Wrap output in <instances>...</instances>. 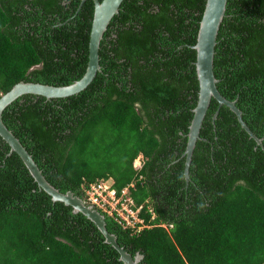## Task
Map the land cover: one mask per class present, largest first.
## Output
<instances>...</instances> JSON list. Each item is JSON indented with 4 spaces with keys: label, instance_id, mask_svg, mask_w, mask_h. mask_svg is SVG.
I'll return each mask as SVG.
<instances>
[{
    "label": "trees",
    "instance_id": "16d2710c",
    "mask_svg": "<svg viewBox=\"0 0 264 264\" xmlns=\"http://www.w3.org/2000/svg\"><path fill=\"white\" fill-rule=\"evenodd\" d=\"M206 2L124 0L84 90L24 94L2 112L61 192L85 201L83 185L98 178L118 191L136 180L131 195L148 199L156 217L140 215L153 226L133 233L95 208L120 246L143 255L138 264H264V0H228L213 60L218 90L261 144L212 98L184 177L199 89L192 45ZM81 3L0 0V96L21 80L67 85L84 74L95 4ZM9 150L0 136V264H123L95 224L52 201Z\"/></svg>",
    "mask_w": 264,
    "mask_h": 264
},
{
    "label": "water",
    "instance_id": "95a60500",
    "mask_svg": "<svg viewBox=\"0 0 264 264\" xmlns=\"http://www.w3.org/2000/svg\"><path fill=\"white\" fill-rule=\"evenodd\" d=\"M85 1L86 0H82L81 4ZM123 1L124 0H94L95 8L90 40L88 43L87 66L84 74L79 79L67 85H52L21 80L0 96V136L10 146L9 153L16 152L20 156L37 185L51 196L52 201H60L65 205H70L72 212H80L90 219L102 233L104 241L112 245V247L118 251L119 259L123 264H138L143 255L140 253H133L132 256L124 247L120 246L117 242L116 235L107 230L104 215L94 208L93 205L86 204L81 197L75 195L72 191L61 192L54 187L45 178L32 155L2 120V112L5 107L21 95L35 94L51 99L67 97L84 90L94 79L97 72L101 70V65L99 63L100 42L104 38L105 32L112 19L119 13ZM227 4L228 0H207L200 21L197 42L195 45H192L197 51L195 69L199 89L196 105L192 109L193 116L188 127L187 141L183 152L185 157L184 177L186 182L189 179V166L193 150L197 139L200 138V128L212 98L218 102L219 107L225 105L236 115L241 127L257 144H261L262 141L260 137L252 132L243 120L242 111L237 107L236 100H229L224 97L216 85L218 79L214 75L213 60L216 54L220 26L226 15ZM217 113L218 110L215 111L213 119L216 117Z\"/></svg>",
    "mask_w": 264,
    "mask_h": 264
},
{
    "label": "built area",
    "instance_id": "2783aa9c",
    "mask_svg": "<svg viewBox=\"0 0 264 264\" xmlns=\"http://www.w3.org/2000/svg\"><path fill=\"white\" fill-rule=\"evenodd\" d=\"M140 156V157H139ZM135 159L137 167L141 168L142 157L139 155ZM142 176L139 175L137 181H141ZM136 180H132L121 190L114 187V180L111 177L98 178L89 185H83L85 203L93 205L113 217L117 223L123 227H130L133 233H139L145 227H151L154 224L146 222L140 213L144 209L150 215V221L155 219L156 213L148 199L144 203L136 204L131 189L135 187ZM155 225L163 226L166 229L171 228L172 224L156 223Z\"/></svg>",
    "mask_w": 264,
    "mask_h": 264
},
{
    "label": "flooded vegetation",
    "instance_id": "af4514ba",
    "mask_svg": "<svg viewBox=\"0 0 264 264\" xmlns=\"http://www.w3.org/2000/svg\"><path fill=\"white\" fill-rule=\"evenodd\" d=\"M113 34L116 36L115 33H113ZM122 60H123V59H119V61H122ZM117 67H119V65H118ZM116 72H117V70H116ZM118 84H119V83H118ZM127 86H132V85H131V83H128Z\"/></svg>",
    "mask_w": 264,
    "mask_h": 264
},
{
    "label": "clouds",
    "instance_id": "9594fccd",
    "mask_svg": "<svg viewBox=\"0 0 264 264\" xmlns=\"http://www.w3.org/2000/svg\"><path fill=\"white\" fill-rule=\"evenodd\" d=\"M142 203H144V202H142ZM137 204V203H136ZM141 204V203H140ZM145 228H149V227H145ZM144 229V228H143Z\"/></svg>",
    "mask_w": 264,
    "mask_h": 264
},
{
    "label": "rangeland",
    "instance_id": "374dc122",
    "mask_svg": "<svg viewBox=\"0 0 264 264\" xmlns=\"http://www.w3.org/2000/svg\"><path fill=\"white\" fill-rule=\"evenodd\" d=\"M140 157V156H139Z\"/></svg>",
    "mask_w": 264,
    "mask_h": 264
}]
</instances>
